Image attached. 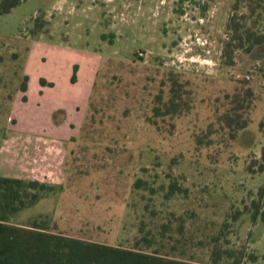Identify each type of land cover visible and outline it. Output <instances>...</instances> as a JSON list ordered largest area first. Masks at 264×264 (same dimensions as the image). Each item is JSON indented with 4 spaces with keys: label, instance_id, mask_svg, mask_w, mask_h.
Masks as SVG:
<instances>
[{
    "label": "rangeland",
    "instance_id": "obj_1",
    "mask_svg": "<svg viewBox=\"0 0 264 264\" xmlns=\"http://www.w3.org/2000/svg\"><path fill=\"white\" fill-rule=\"evenodd\" d=\"M233 3L23 0L1 14L0 115L13 111L26 80L31 90L55 87L56 117L69 128L63 168H38L54 194L12 220L48 214L56 231L114 246L169 251L174 243L201 264H210L212 237L223 229V248L264 264V171L247 169L257 170L264 148V43L236 52L232 66L220 63ZM171 74L190 91L183 99L191 109L155 117ZM248 79L255 100L247 126L198 146ZM47 143L38 160L49 163Z\"/></svg>",
    "mask_w": 264,
    "mask_h": 264
},
{
    "label": "trees",
    "instance_id": "obj_2",
    "mask_svg": "<svg viewBox=\"0 0 264 264\" xmlns=\"http://www.w3.org/2000/svg\"><path fill=\"white\" fill-rule=\"evenodd\" d=\"M22 1L0 0V15ZM225 34L227 38L222 42L220 63L232 66L236 52L250 54L256 46L264 43V0H234ZM168 81L167 100L162 99L161 93L155 97L152 110L155 117L177 116L191 109V101L183 99L190 91L184 89L178 76L171 74ZM250 82L251 79L240 82L241 87L234 90L228 108L217 117V127L208 125L206 136L201 135L197 141L198 146L211 145L207 136L212 139V135L220 133L228 132L230 138L234 139L235 134L247 126L248 114L255 100ZM26 89L25 80L18 91L25 92ZM150 123L156 125L154 121ZM260 128L264 131V120ZM258 161L257 170L248 164V171H264V148ZM171 187L168 189L170 195L176 193L177 182L174 181ZM54 191V186L39 180L0 177V264H201L192 256L187 258L181 251L182 245L174 243L169 251H163L162 245L148 250L139 246L138 241L133 247H122L69 236L56 231L48 214H38L26 224L11 223L21 210L50 197ZM223 235L222 229L212 237L210 264H244L245 251L242 248L237 251L223 248L220 244ZM175 251L179 253L174 254Z\"/></svg>",
    "mask_w": 264,
    "mask_h": 264
},
{
    "label": "crops",
    "instance_id": "obj_3",
    "mask_svg": "<svg viewBox=\"0 0 264 264\" xmlns=\"http://www.w3.org/2000/svg\"><path fill=\"white\" fill-rule=\"evenodd\" d=\"M54 91L55 87L51 85L38 84L31 90L28 84L26 91H17L14 102H10L9 106L14 103L13 111L0 115V177L40 181L38 168H63L60 162L66 148H63L62 142L68 140L69 128L67 124H62L60 117H56L59 101ZM43 139L51 140V143H47L49 153L45 155V159L52 160L49 163L38 160ZM11 223L26 224L17 221Z\"/></svg>",
    "mask_w": 264,
    "mask_h": 264
},
{
    "label": "built area",
    "instance_id": "obj_4",
    "mask_svg": "<svg viewBox=\"0 0 264 264\" xmlns=\"http://www.w3.org/2000/svg\"><path fill=\"white\" fill-rule=\"evenodd\" d=\"M146 55H147V52H141V51L138 52V56L139 57H143L144 58Z\"/></svg>",
    "mask_w": 264,
    "mask_h": 264
}]
</instances>
